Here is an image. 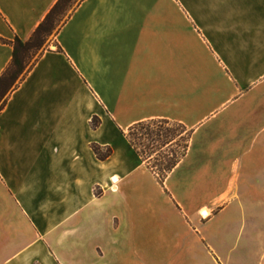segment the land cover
<instances>
[{"label":"crops","instance_id":"0c3cea01","mask_svg":"<svg viewBox=\"0 0 264 264\" xmlns=\"http://www.w3.org/2000/svg\"><path fill=\"white\" fill-rule=\"evenodd\" d=\"M56 2L0 0V38ZM155 119L190 138L164 186ZM0 264H264V0H83L0 112Z\"/></svg>","mask_w":264,"mask_h":264},{"label":"trees","instance_id":"16d2710c","mask_svg":"<svg viewBox=\"0 0 264 264\" xmlns=\"http://www.w3.org/2000/svg\"><path fill=\"white\" fill-rule=\"evenodd\" d=\"M82 1L57 0L26 41L19 37H15L13 41L0 38L2 42L13 47L12 61L0 76V112L7 105L10 95L25 80ZM50 37H52L51 40H49ZM36 55L38 56L36 57ZM34 57H36L35 60H33ZM99 124V118H93L92 126L97 128ZM126 137L135 151L148 163L149 168L163 186L165 179L185 156L190 139L189 134H185L182 125L171 123L165 119L139 122L129 129ZM93 150L101 160L108 159L113 153L110 147H101L95 144Z\"/></svg>","mask_w":264,"mask_h":264},{"label":"rangeland","instance_id":"374dc122","mask_svg":"<svg viewBox=\"0 0 264 264\" xmlns=\"http://www.w3.org/2000/svg\"><path fill=\"white\" fill-rule=\"evenodd\" d=\"M51 39H52V37H50V38H49V40H51ZM37 56H38V55H36V57H37ZM36 57H34V59H33V60H35V58H36ZM175 128H176V129H178V127H177V126H175ZM162 153H163V152H162ZM153 161H154V160H153Z\"/></svg>","mask_w":264,"mask_h":264}]
</instances>
